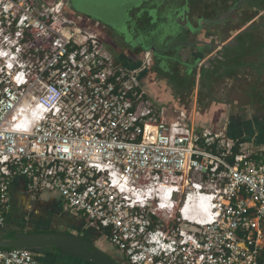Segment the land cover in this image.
Here are the masks:
<instances>
[{
	"label": "built area",
	"instance_id": "1",
	"mask_svg": "<svg viewBox=\"0 0 264 264\" xmlns=\"http://www.w3.org/2000/svg\"><path fill=\"white\" fill-rule=\"evenodd\" d=\"M66 7L0 0V226L24 177L128 264H264V148L156 107L150 52L128 67ZM0 264L42 263L0 248Z\"/></svg>",
	"mask_w": 264,
	"mask_h": 264
},
{
	"label": "crops",
	"instance_id": "2",
	"mask_svg": "<svg viewBox=\"0 0 264 264\" xmlns=\"http://www.w3.org/2000/svg\"><path fill=\"white\" fill-rule=\"evenodd\" d=\"M259 3H264V0H231L230 10L225 14L223 23L227 33L221 31L223 27L219 28V24L213 21L209 13L200 12L199 7L194 3L182 7L179 6L180 3H175V11L171 13L170 21L171 25L179 27H176V31L185 33L190 30L195 34L191 39L196 41L197 46L180 45L185 53L200 50L202 61L207 62L209 52L212 56L220 51L223 52L225 61L220 59V65L224 67L226 78L224 91H232L235 78H241L246 84H251L241 87L242 93L245 92L242 100L246 101L241 104L236 99L233 102L212 100L211 98L215 96L214 92L207 94L206 85L198 86V91L201 90L204 95L211 96L210 99L205 100H212V102L206 108L205 103H202L204 100L198 99V101L197 95L196 101L192 104L191 121L198 128H227V134L230 137L241 140L247 148L251 149L264 148V25L257 24L264 15V9L258 10L259 12L257 10L253 13L248 12L252 6L258 8ZM250 26L252 28L247 29ZM228 41H233L232 45H226L221 49L219 45L221 43L224 45ZM113 54L128 67H135L126 64L125 60L123 61L116 53ZM153 102L156 107L165 108L171 114L174 110L187 111L185 106ZM203 107H205L204 112L201 114L202 111L198 110ZM218 111L220 114L215 115ZM42 193L29 191L28 180L24 177H16L12 181L10 187L12 208L5 222L8 230H63L81 235L83 238L88 233L91 242L99 244V232L89 228L83 216L66 208L62 198L60 200L54 197L45 199ZM97 246L100 248L99 245ZM34 252L42 264H96L63 256L53 247Z\"/></svg>",
	"mask_w": 264,
	"mask_h": 264
},
{
	"label": "flooded vegetation",
	"instance_id": "3",
	"mask_svg": "<svg viewBox=\"0 0 264 264\" xmlns=\"http://www.w3.org/2000/svg\"><path fill=\"white\" fill-rule=\"evenodd\" d=\"M230 1L64 0V3H67V15L75 23L97 33L126 64L136 66L150 52V63L141 75L148 98L158 103L185 106L192 120L196 96L200 101L210 99L207 94L213 93L214 80L224 76V67L220 65V59L224 57L222 51L213 56L209 52L207 62H204L200 50L185 53L180 45L197 46L191 39L195 34L190 30L176 31L170 23L171 13L175 11V3H180L181 7L194 3L200 12L209 13L219 28L223 27L221 31L227 33L223 23L230 10ZM259 5L258 8L252 6L248 12L262 11L264 3ZM257 24L264 25V15ZM202 85L208 88L206 95L198 91V86ZM185 101H190L191 106Z\"/></svg>",
	"mask_w": 264,
	"mask_h": 264
},
{
	"label": "water",
	"instance_id": "4",
	"mask_svg": "<svg viewBox=\"0 0 264 264\" xmlns=\"http://www.w3.org/2000/svg\"><path fill=\"white\" fill-rule=\"evenodd\" d=\"M250 28L252 26L247 29ZM232 42L228 41L224 45L221 43L219 46L223 49L226 45H232ZM47 247L57 248L63 256L96 264H122L118 259L78 234L63 230L12 231L6 226H0V248H28L37 251Z\"/></svg>",
	"mask_w": 264,
	"mask_h": 264
},
{
	"label": "rangeland",
	"instance_id": "5",
	"mask_svg": "<svg viewBox=\"0 0 264 264\" xmlns=\"http://www.w3.org/2000/svg\"><path fill=\"white\" fill-rule=\"evenodd\" d=\"M41 1L46 3V2H54V1H58V0H41ZM79 26H81V25H79ZM172 26L174 29H176V27L179 28L177 25L174 26L172 24ZM110 50L112 53H115V52H113L114 51L113 49H110ZM225 79H226L225 76H223V77L221 76V77L214 80L213 92H214L215 97H213L211 99L212 100H221V101L227 100L228 102H233L236 99V100L240 101V104L243 102H246V101L242 100V97H244L245 92L242 93L243 91H242L241 87H243L245 85L250 86L251 84H246V82L244 80H242L241 78H235L234 86L231 88L232 91L231 92L230 91H224ZM221 89H223V90H221ZM212 100H205V101H202V103H205L204 104L205 107L208 108L210 103L212 102ZM185 102L188 105L190 104V101H185ZM169 104H171V103H169ZM205 107H203V109H200L202 111L201 114H203V112H204L203 110ZM219 114H220V112L218 111L215 115H219ZM42 197L45 199H47V198L49 199L51 197H54L58 200L61 199V195L59 193L51 192V191H44L42 193ZM45 230H47V229H45ZM45 230H43V231H45ZM99 237H100V239H99L100 242H99V244H97V243L96 244L99 245L102 250L106 251L107 253H109L111 256L115 257L118 260L121 259L119 261H121L123 264L126 263V260L124 258L123 253L117 247L113 246L105 235L101 236L99 233Z\"/></svg>",
	"mask_w": 264,
	"mask_h": 264
},
{
	"label": "trees",
	"instance_id": "6",
	"mask_svg": "<svg viewBox=\"0 0 264 264\" xmlns=\"http://www.w3.org/2000/svg\"><path fill=\"white\" fill-rule=\"evenodd\" d=\"M137 65H139V64H137ZM137 65H136V66H137ZM242 140H243V139H242ZM239 141L241 142V140H239ZM235 150L237 151V150H238V148H236ZM93 230H94V229H93ZM12 231H15V230H12ZM22 231H23V230H22ZM96 231H97V230H96ZM98 232H99V231H98ZM90 233H91V232H90ZM99 233H100V235H101V236H102V235H104V234H103V233H101V232H99ZM6 235L8 236V234H6ZM89 235H90V234H88V233H87V236L85 237V239H87L88 241H90V242H91L92 240H90V239H89V237H90ZM84 236H85V235H84ZM53 248H55V247H53ZM55 249L58 251V249H57V248H55Z\"/></svg>",
	"mask_w": 264,
	"mask_h": 264
}]
</instances>
